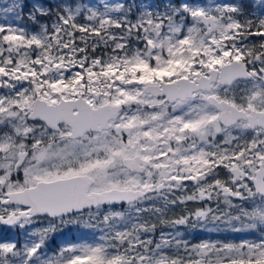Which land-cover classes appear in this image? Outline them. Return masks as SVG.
I'll use <instances>...</instances> for the list:
<instances>
[{"label": "snow or ice", "instance_id": "6c2138e0", "mask_svg": "<svg viewBox=\"0 0 264 264\" xmlns=\"http://www.w3.org/2000/svg\"><path fill=\"white\" fill-rule=\"evenodd\" d=\"M0 264H264V0H0Z\"/></svg>", "mask_w": 264, "mask_h": 264}, {"label": "rangeland", "instance_id": "374dc122", "mask_svg": "<svg viewBox=\"0 0 264 264\" xmlns=\"http://www.w3.org/2000/svg\"><path fill=\"white\" fill-rule=\"evenodd\" d=\"M52 3L53 0H51ZM60 239L55 240L54 244H59L65 239H77L80 237L81 233L79 231H69L65 229L64 233L57 234ZM244 238L242 234H235L230 232H213L209 233L206 231H200L199 229L191 231L189 234V239L193 242H199L200 240H221V241H238L239 239ZM248 239H255L254 236H247Z\"/></svg>", "mask_w": 264, "mask_h": 264}, {"label": "trees", "instance_id": "16d2710c", "mask_svg": "<svg viewBox=\"0 0 264 264\" xmlns=\"http://www.w3.org/2000/svg\"><path fill=\"white\" fill-rule=\"evenodd\" d=\"M45 2L52 3L51 0H45ZM53 2H56V0H53ZM92 2H95V0H92Z\"/></svg>", "mask_w": 264, "mask_h": 264}]
</instances>
